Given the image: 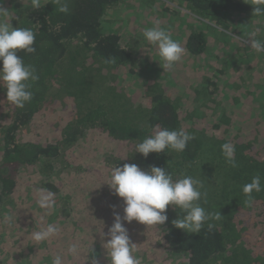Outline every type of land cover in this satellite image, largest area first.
I'll list each match as a JSON object with an SVG mask.
<instances>
[{
    "label": "trees",
    "instance_id": "obj_1",
    "mask_svg": "<svg viewBox=\"0 0 264 264\" xmlns=\"http://www.w3.org/2000/svg\"><path fill=\"white\" fill-rule=\"evenodd\" d=\"M10 1L16 7L21 0ZM121 1L65 0L69 8L65 14L57 10L55 0H39V8L2 16L14 28L34 31L36 51L17 50V54L36 69L39 79L28 82L33 95L23 108L7 100L0 80V95L11 108L8 121L0 126V220L15 225L0 233L1 262L6 250L18 264H31L24 255L35 264H52L57 254L62 264H91L87 249L92 243L98 264H109L103 233L113 223L111 205L123 214V203L106 182L112 168L135 163L145 170L164 167L174 180L186 175L200 180L205 195L199 203L207 212L222 215L208 222L214 225L211 230L206 223L196 234L173 225L183 216L173 205L168 206V220L162 225L126 223L133 254L141 264H264V108L260 103L264 86L255 83L257 90L240 91L227 80L233 70L241 72L248 66L250 48L240 41L241 32L231 34L227 28L237 22L243 31L254 21L264 30V14L253 13L254 0H169L187 10L176 8L173 15L192 18L195 26L200 23L179 43L193 62H201L204 79L190 84L189 75L180 68L159 66L157 77L144 75L142 86L134 90L123 80L137 72L132 66L135 53L117 29L103 22ZM209 33L219 37L213 39ZM214 40L222 41L212 48ZM216 60L222 67H214ZM219 85L220 99L214 96ZM246 98L254 101L253 109H243ZM46 105L50 113L44 115ZM228 109L234 110L236 119ZM157 126L184 129L194 139L183 152L166 149L144 157L135 151L136 145L154 134ZM32 128L40 137L26 136ZM226 142L235 145L236 167L222 153ZM78 164L84 174L81 187L63 182L64 171L54 179L58 169L75 171ZM32 166L43 173L35 184L38 192L54 193L49 211L38 206L37 193L19 194L21 171ZM256 175L262 178V190L252 193L249 205L242 188ZM48 224L56 225L58 233L34 241L32 233ZM71 244L84 254H70Z\"/></svg>",
    "mask_w": 264,
    "mask_h": 264
},
{
    "label": "clouds",
    "instance_id": "obj_2",
    "mask_svg": "<svg viewBox=\"0 0 264 264\" xmlns=\"http://www.w3.org/2000/svg\"><path fill=\"white\" fill-rule=\"evenodd\" d=\"M57 10L68 13L69 8L65 0H55ZM253 13L264 14V0H254ZM33 8L41 7L39 0H33ZM0 16L8 17L9 11L0 8ZM253 32L249 37L251 48L256 52H264V41L255 39ZM143 37L149 44L155 45L161 59L162 68L173 70L176 63L182 60L185 48L172 39L169 31L156 25L148 27L143 32ZM35 33L31 28L12 27L9 19L0 21V80L6 87V97L13 105L23 108L26 102L31 101L33 93L29 90V81H36L39 76L36 69L24 63L17 54V50L27 53L36 51ZM194 139L193 135L184 129L170 130L157 126L154 134L145 137L136 145L135 151L147 157L150 153L165 152L172 149L183 152L188 142ZM222 153L226 162L236 167L235 145L226 142L221 145ZM261 176L256 175L251 182L246 183L242 191L246 195L247 204L252 202V193L262 190ZM114 195L122 198L123 214L116 211V205H111L113 223L108 227L107 237L103 247L109 264H141L133 253L135 251L131 242L126 223L137 221L148 226L162 225L168 220L167 208L173 205L182 210L183 216L172 221L173 225L186 233H199L207 223L211 230L214 225L208 223L210 220H220V212L209 213L201 206L199 201L205 194L201 192L202 182L192 176H182L173 179V176L164 168L151 166L142 169L135 163H124L120 167L111 170L110 178L106 182ZM54 193L41 189L38 193L37 204L40 208L50 209L54 205ZM59 229L54 224H48L39 231L32 233V239L36 242L48 240L56 235ZM68 252L73 255L84 254L78 249L77 244H71ZM88 259L91 264H98L94 256L92 243L87 249ZM52 264H62V256L57 254L52 259Z\"/></svg>",
    "mask_w": 264,
    "mask_h": 264
},
{
    "label": "rangeland",
    "instance_id": "obj_3",
    "mask_svg": "<svg viewBox=\"0 0 264 264\" xmlns=\"http://www.w3.org/2000/svg\"><path fill=\"white\" fill-rule=\"evenodd\" d=\"M31 1L32 0H21L18 2L16 7H13V6L11 7L9 6L8 3H6L4 4V9H6L7 7L9 14L11 12H14L15 10L21 11L24 8L26 10H30L31 8H33V6H31L32 4ZM178 7L179 6L177 2H171L169 0H122L117 6H115L112 10H110L107 15L106 14L104 15L103 22L105 24L108 23L113 28L117 29L120 36L122 37V42H124V44L129 43L128 47L129 48L132 47V50L135 53V56H134L135 62H133L132 66L137 70V72L135 73L134 76H132L133 78L129 77L123 80L125 82V85L128 86L130 84L131 85L130 87H132L134 90H137L140 86H142L141 78H143L144 75L157 77V73L155 72V70L160 69L159 66L162 67L163 62L161 61L158 55L157 47L155 45L149 44L146 41V39L143 37V32L146 28L152 27L156 25V23L158 22L160 27L170 32L172 39L179 42L185 39V35L188 30H191L194 27L200 26V23L197 26H195L196 22L192 18L182 17V14L173 15L175 13V9ZM171 8L173 9H172V12L170 13L169 10ZM178 9H180L181 11H187L186 9L181 8V7ZM4 20L5 19L3 18L1 21H4ZM204 21H207L208 24H211L208 20H204ZM233 26H229V28H227L228 32L231 34L241 32V36H239L240 41L250 47L248 48L249 63H248V66L245 69H242L241 72L233 70V75L229 76L227 80H229V83L231 81L234 82L235 87L237 86V89L240 91L253 90L255 88L257 90L258 87L255 83H258V86H264V52L258 53L256 52L255 49L251 48L250 43H249V37L251 36L253 32H255L256 35L254 38L264 41V30L262 26L259 24V22H254V21H250V28L244 29L243 31L240 28V25L237 24V22L234 23ZM206 27L207 26H205L204 28ZM209 34L213 37V39L219 37V33L216 34V36H213L211 33ZM221 41L214 40L213 45H211L212 48L217 47ZM235 50L236 49H234L233 51L235 52ZM234 52L229 51L231 55H233ZM135 63H138L139 66ZM218 65H220V67H222L223 65L220 60H216V62H214V67L216 69ZM174 68L175 69L180 68L182 72L183 71L186 72L190 77V84L194 83L195 85L197 82H201L204 79V78L203 79L201 78L202 74H204V71H203L204 68L202 67L201 62L199 60L193 62V60H191L189 56L186 54H184L180 62L176 63ZM107 71L108 70L106 69L105 72ZM137 73H139L140 76H138ZM213 73H215L214 70L211 71L210 77L212 76ZM216 75L221 76L217 73ZM220 85L217 88V91L215 92V95H214L218 99H220L223 96L222 92L219 91ZM128 87L124 88V90H126ZM3 99L4 98L0 95V126L5 124L8 121L9 117L7 118V113L10 114V111H11L10 105L7 104L8 102L4 101ZM253 102L254 101H249V98L244 99L243 104H242L243 109L244 110L253 109L251 108V105H252L251 103ZM258 103L259 101L255 102L256 107H260ZM260 103H261L262 108H264V98L260 100ZM242 105H240V108L242 107ZM234 110H238V109L234 108ZM234 110L228 109V113L230 117H234L236 119L237 114L234 113ZM42 111L44 115L49 114L50 113L49 106L48 105L44 106ZM213 112L215 113V115H218V113L215 112V110H211V114H213ZM212 118H215V117H212ZM195 123H197V121ZM233 126H235V124H231V127ZM25 133H26V136L29 138L40 137L38 133L37 134L34 133L33 128L30 129V132L25 131ZM98 147H101V146H98ZM126 147L128 148L129 146H126ZM77 166L78 167L75 171H72V168L58 169V172H56V176L54 177V179H59V177L61 176V173L64 171V176H63L64 181L63 182L71 184L72 187L74 186L81 187V183L84 180L83 179L84 174H82L83 172L81 171L82 166H80V164H78ZM32 170L34 171L36 170L35 173ZM21 174L23 175L22 176L23 177L22 179L23 187L20 188L19 194L23 196L26 194L33 195L31 193L38 194L39 192H38L37 187L35 188V184L37 183L38 177L42 176L43 173L41 174L38 173L37 169H33V166H32L30 169L26 168L25 170L21 171ZM13 198L25 199V197H19V196H15ZM5 205L8 206V204H5ZM258 206H256V208H259ZM7 208H10V206ZM46 210L49 211L51 209H46ZM12 211H13V208H12ZM258 215L259 217L263 216V214H258ZM26 217L28 216L26 215ZM14 226L15 225L11 223L9 220L2 219L0 220V233L1 231L7 232L8 229L13 228ZM260 227L262 228V226ZM259 230L260 229H257V231ZM9 254H10V251L3 250V255L2 254L1 255H2V258L5 259V261L1 262L0 260V264H18L17 262L11 261V260L16 259V257L9 256ZM24 258L26 260H29L31 264L36 263L30 259H27L26 255H24Z\"/></svg>",
    "mask_w": 264,
    "mask_h": 264
},
{
    "label": "crops",
    "instance_id": "obj_4",
    "mask_svg": "<svg viewBox=\"0 0 264 264\" xmlns=\"http://www.w3.org/2000/svg\"><path fill=\"white\" fill-rule=\"evenodd\" d=\"M6 3H8L9 4V6H14V4L12 5V2L9 0V1H7V0H0V8H4V4H6ZM6 7V6H5ZM7 8V7H6ZM3 18H2V16H0V21L2 20Z\"/></svg>",
    "mask_w": 264,
    "mask_h": 264
}]
</instances>
